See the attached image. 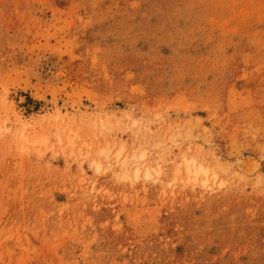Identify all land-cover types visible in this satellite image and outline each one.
Wrapping results in <instances>:
<instances>
[{"label": "rangeland", "instance_id": "374dc122", "mask_svg": "<svg viewBox=\"0 0 264 264\" xmlns=\"http://www.w3.org/2000/svg\"><path fill=\"white\" fill-rule=\"evenodd\" d=\"M0 264H264V0H0Z\"/></svg>", "mask_w": 264, "mask_h": 264}, {"label": "bare ground", "instance_id": "6f19581e", "mask_svg": "<svg viewBox=\"0 0 264 264\" xmlns=\"http://www.w3.org/2000/svg\"><path fill=\"white\" fill-rule=\"evenodd\" d=\"M22 100H24V98H23V97H22ZM147 172H148V171H147ZM136 173H137V172H136ZM136 173H135V174H136ZM148 173H149V172H148ZM146 174H147V173H146ZM146 174H145V175H146ZM147 175H148V174H147Z\"/></svg>", "mask_w": 264, "mask_h": 264}]
</instances>
